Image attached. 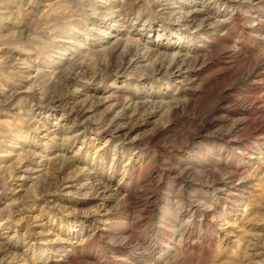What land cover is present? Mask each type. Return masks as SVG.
<instances>
[{
	"label": "rangeland",
	"instance_id": "obj_1",
	"mask_svg": "<svg viewBox=\"0 0 264 264\" xmlns=\"http://www.w3.org/2000/svg\"><path fill=\"white\" fill-rule=\"evenodd\" d=\"M0 264H264V0H0Z\"/></svg>",
	"mask_w": 264,
	"mask_h": 264
}]
</instances>
